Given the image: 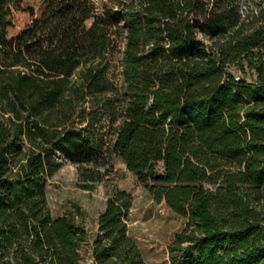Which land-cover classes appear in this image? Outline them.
Masks as SVG:
<instances>
[{
	"label": "trees",
	"instance_id": "1",
	"mask_svg": "<svg viewBox=\"0 0 264 264\" xmlns=\"http://www.w3.org/2000/svg\"><path fill=\"white\" fill-rule=\"evenodd\" d=\"M248 1L0 0V264H80L86 245L91 264H147L129 192L93 234L47 206L65 160L92 191L110 157L185 221L170 264H264V0Z\"/></svg>",
	"mask_w": 264,
	"mask_h": 264
},
{
	"label": "rangeland",
	"instance_id": "2",
	"mask_svg": "<svg viewBox=\"0 0 264 264\" xmlns=\"http://www.w3.org/2000/svg\"><path fill=\"white\" fill-rule=\"evenodd\" d=\"M246 1L247 10L254 7ZM249 4V5H248ZM120 54L113 57L110 80L120 87L122 84ZM230 71L237 77L239 70ZM107 130V129H106ZM111 172L103 182L92 191L78 186L77 166L65 160L62 166L48 178L45 186L46 202L52 217L63 216L67 212L77 213V219L83 221L90 233L97 228V217L104 209L106 199L112 190L122 189L132 195V207L128 214L129 234L137 242L147 264H170L168 246L174 235L185 227V221L171 212L163 203L152 200L148 191L138 182L136 176L127 170L124 163L116 157H110ZM89 245L82 250L80 264H91Z\"/></svg>",
	"mask_w": 264,
	"mask_h": 264
},
{
	"label": "built area",
	"instance_id": "3",
	"mask_svg": "<svg viewBox=\"0 0 264 264\" xmlns=\"http://www.w3.org/2000/svg\"><path fill=\"white\" fill-rule=\"evenodd\" d=\"M238 79V77H236Z\"/></svg>",
	"mask_w": 264,
	"mask_h": 264
}]
</instances>
